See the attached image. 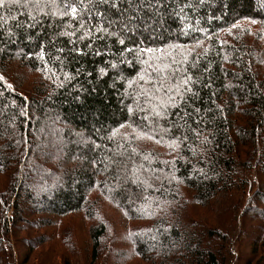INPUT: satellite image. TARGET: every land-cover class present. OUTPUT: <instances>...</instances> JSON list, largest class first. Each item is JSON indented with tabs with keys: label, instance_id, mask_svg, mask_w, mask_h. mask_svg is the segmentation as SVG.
Masks as SVG:
<instances>
[{
	"label": "trees",
	"instance_id": "obj_1",
	"mask_svg": "<svg viewBox=\"0 0 264 264\" xmlns=\"http://www.w3.org/2000/svg\"><path fill=\"white\" fill-rule=\"evenodd\" d=\"M35 255L263 264L264 0L0 2V264Z\"/></svg>",
	"mask_w": 264,
	"mask_h": 264
},
{
	"label": "rangeland",
	"instance_id": "obj_2",
	"mask_svg": "<svg viewBox=\"0 0 264 264\" xmlns=\"http://www.w3.org/2000/svg\"><path fill=\"white\" fill-rule=\"evenodd\" d=\"M34 178H37V180L32 183L31 189H33L32 193L36 194L40 188L36 191H35V189L38 187H41L43 185L40 182V179L38 178V176L34 175L32 180ZM100 209L103 210V211H101V216L102 217L104 216V218L116 230V232H114V237L112 238V241L110 242V244L108 242H106V245L109 247L112 246V248L115 249V251L125 250V247H123L122 245H128V238H127V234L125 231L126 220H124V211L119 209L117 207V205L111 201H108V204H106L104 206V208H102V205H101ZM141 209H143L145 211L146 207H143ZM84 215H85V212H81V213L80 212H77V213L74 212V213L69 214L68 216L62 217L61 218L62 222L57 223V224L55 223L56 227L53 226L50 229L51 234H58V238H61V237L64 238L65 235L71 236V234L74 233L76 240L80 243V246L83 247V250H84V247L86 248V246L88 245V241L90 240L89 228L92 225L104 223V224L109 226V224L103 218L93 217L92 221H88L90 218H88V215H86V216H84ZM89 217H90V215H89ZM69 231H71L70 232L71 234L69 233ZM22 237L28 243H31L34 240V234L29 233V232H22L21 239H22ZM115 238H116V240H115ZM117 244L118 245L121 244V246H118ZM30 247L31 246L28 245L24 249H28ZM59 248H60V251L62 250L63 252L67 253L64 250L66 248L63 249V246L62 247L59 246ZM19 253H20V251H19ZM87 255L88 254L86 252L84 254V259L86 260V263H87ZM104 257H105V253L103 254L102 258H104ZM103 260L100 261L99 264L103 263ZM30 261H32V264H43L42 260L40 262L37 261L36 255L33 256ZM157 262H160V260ZM46 264H49L48 261H46ZM112 264H113V262H112ZM139 264H142V263H139ZM263 264H264V260H263Z\"/></svg>",
	"mask_w": 264,
	"mask_h": 264
},
{
	"label": "snow or ice",
	"instance_id": "obj_3",
	"mask_svg": "<svg viewBox=\"0 0 264 264\" xmlns=\"http://www.w3.org/2000/svg\"><path fill=\"white\" fill-rule=\"evenodd\" d=\"M0 2H2V0H0ZM72 11H73V12H75V11H76V9H75V8H73V9H72ZM121 43H123V41H121ZM186 82H187V81H186Z\"/></svg>",
	"mask_w": 264,
	"mask_h": 264
}]
</instances>
